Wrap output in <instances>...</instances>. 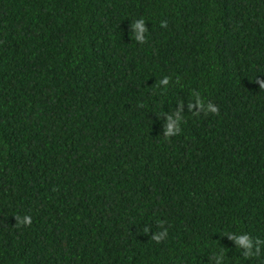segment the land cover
<instances>
[{
  "label": "trees",
  "instance_id": "trees-1",
  "mask_svg": "<svg viewBox=\"0 0 264 264\" xmlns=\"http://www.w3.org/2000/svg\"><path fill=\"white\" fill-rule=\"evenodd\" d=\"M262 82L264 0H0V264H264Z\"/></svg>",
  "mask_w": 264,
  "mask_h": 264
},
{
  "label": "clouds",
  "instance_id": "clouds-1",
  "mask_svg": "<svg viewBox=\"0 0 264 264\" xmlns=\"http://www.w3.org/2000/svg\"><path fill=\"white\" fill-rule=\"evenodd\" d=\"M161 26H162V27H166L167 25H166V23H165V24H162ZM261 87L264 88V82L261 83ZM158 239H159V238H157V240H158Z\"/></svg>",
  "mask_w": 264,
  "mask_h": 264
}]
</instances>
